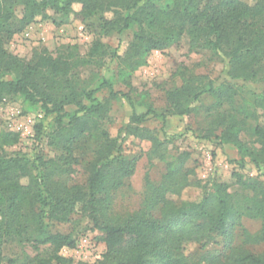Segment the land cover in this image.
<instances>
[{
    "label": "trees",
    "instance_id": "obj_1",
    "mask_svg": "<svg viewBox=\"0 0 264 264\" xmlns=\"http://www.w3.org/2000/svg\"><path fill=\"white\" fill-rule=\"evenodd\" d=\"M253 1L250 6L241 0H0V99L21 97L29 106H38L45 117H53L56 126L48 135V144L60 152L52 159L37 156L34 163L25 154L0 157V264L5 244L13 241L48 246L46 254L29 258L27 264H71L59 253L74 248L75 240L53 234L49 228L53 223H69L74 215H86L104 233L101 241L108 249L131 238L125 249L109 250L93 264H264V251L253 254L247 249L251 243H264V125L256 123L252 130L258 140L255 151H247L238 137L246 119L264 117V0ZM74 5L80 8L76 10ZM71 17L82 23L96 19L103 36L134 29L121 55V43L108 53L118 62L120 78H128L144 66L151 51H163L186 37L191 49L228 59L230 81L215 86L211 81L204 84L205 76L184 77L180 87L166 93L164 113L152 108L142 113L134 110L130 123L111 139L105 129L110 103L128 98L114 91L111 79L102 77L92 88L76 89L68 78L70 62L41 56L34 63H24L2 48L3 37H11L31 23L53 20L55 25H64ZM100 46H93V55ZM7 77L11 78L5 80ZM237 80L258 83L263 89L245 90L234 82ZM59 81L63 88L55 87ZM102 91H107L105 99L98 98ZM208 97L214 104L205 107L207 113L224 104L232 109L236 99L251 107L234 108L229 116H219L220 134L214 137L218 146L237 148L243 156L238 169L244 168L248 158L257 175L246 177L233 171L231 184L214 181L203 189L198 201L177 204L164 198L161 187H152L154 194L144 198L139 210L126 217L109 216L110 193L135 171L136 161L120 149L126 136L150 141L152 152L166 164L167 176H173L177 169L165 153V144L139 125L153 117L163 128L169 117L196 113ZM71 106L74 108L68 109ZM17 142L14 134L0 136V148ZM74 164H83L85 184L60 181ZM33 170L40 171L34 174ZM230 185L251 194L244 210L233 203ZM243 216L261 218L263 226L256 236L242 230L243 238L236 243L232 234ZM217 239L223 250H207ZM187 244H196L199 250L186 255ZM111 253L116 257L113 263L108 262Z\"/></svg>",
    "mask_w": 264,
    "mask_h": 264
},
{
    "label": "rangeland",
    "instance_id": "obj_2",
    "mask_svg": "<svg viewBox=\"0 0 264 264\" xmlns=\"http://www.w3.org/2000/svg\"><path fill=\"white\" fill-rule=\"evenodd\" d=\"M252 6L253 0H241ZM78 10L80 7L74 5ZM20 18L18 13L17 19ZM58 22L59 17H54ZM18 20H16V24ZM97 20L82 23L72 17L64 25H55L53 20L31 23L11 37H3V50L24 63H34L41 56H47L52 60L70 62L68 78L76 89L92 88L100 78L111 79L115 92L125 93L126 97H119L110 103V113L105 122V129L109 137H117L118 131L130 123V117L134 110L139 113L148 108L157 113L166 110V93L175 87H180L184 77L195 75L205 76L203 83L213 82L215 86L230 81L228 77V59H216L208 51H195L190 48L188 39L181 38L163 51H151L147 54L146 64L136 70L128 78L118 76V62L109 58L108 53L120 44L118 55H121L133 37L134 29L110 36H103L98 27ZM99 43V53H92L93 46ZM11 77L5 78L9 80ZM242 85L245 90L261 92L262 87L258 83L234 81ZM63 88V81L55 86ZM107 91L98 94L99 99H105ZM132 105H130V102ZM214 104L212 98H204L201 107L196 113L188 116L169 117L162 128L159 119L150 117L145 123L139 125L152 131L158 139L165 144V153L174 162L177 172L173 176H167L166 164L157 159V154L152 152L151 142L141 140L128 134L120 144L123 155L136 161L135 171L132 176L124 181V184L110 193V214L112 217H126L139 210L144 198L150 194L152 187L164 191V198L171 203L198 201L202 197L203 189L214 181L231 184V173L240 171L246 177L257 175L255 168L245 158V166L238 169L243 158L237 148L226 145L218 146L215 135L220 134L218 122L222 114L230 115L234 108L250 110L251 107L236 99L234 107L224 104V107L215 108L207 113L205 107ZM71 106L68 109H73ZM258 116L262 111L258 110ZM224 115V116H225ZM242 119L243 115H237ZM244 128L238 137L247 151L258 149L257 138L252 130L257 124L264 125V117L258 121L249 118L245 120ZM53 117H45L44 112L38 106H29L21 97L2 96L0 99V136L14 134L18 136V142L12 146L0 148V157H11L17 154H25L30 162H35L37 156L44 160L59 156L60 152L48 144V135L55 127ZM39 134V135H38ZM205 136H209L206 139ZM90 150V144H86ZM89 146V148H88ZM85 149V150H86ZM33 162V163H34ZM38 165V164H36ZM34 171V170H33ZM40 170L34 171L37 174ZM87 174L83 164H74L72 172L60 177V181L67 185L85 184ZM228 192L233 196V203L241 211L249 204L251 194L240 187L230 185ZM251 204V203H250ZM232 236L234 242L242 240V230L248 235L256 236L260 233L263 220L243 216L239 220ZM49 231L53 234L69 235L75 240V247L62 249L59 255L71 260V264H93L101 254L114 251H122L131 241L130 237L123 238L119 244L108 249L101 241L104 233L94 227V224L86 215H74L69 223L50 224ZM212 252H221L223 244L217 239L216 243L206 247ZM248 251L253 254L264 251V243H251L247 245ZM198 245L187 244L184 254L188 255L198 251ZM48 246L36 247L31 243L7 242L3 248V261L13 260L14 264H27L29 258L37 254H46ZM116 261L113 253L108 259L109 263Z\"/></svg>",
    "mask_w": 264,
    "mask_h": 264
}]
</instances>
